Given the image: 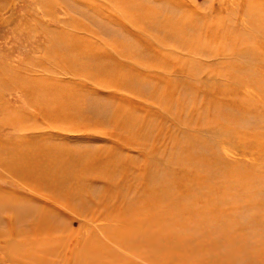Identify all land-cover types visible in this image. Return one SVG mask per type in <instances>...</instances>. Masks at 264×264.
Instances as JSON below:
<instances>
[{
	"label": "rangeland",
	"instance_id": "rangeland-1",
	"mask_svg": "<svg viewBox=\"0 0 264 264\" xmlns=\"http://www.w3.org/2000/svg\"><path fill=\"white\" fill-rule=\"evenodd\" d=\"M258 3L262 5L264 0H0V78L4 80L0 81V123L4 133L0 134V189H8L10 170L18 183L42 190L44 185L29 180L41 171L51 179L59 178L62 185H77L83 179L93 182V175L83 173L98 174L102 167L89 166L88 158L87 164L77 160L80 152L90 149L91 156H99L96 162L107 156L117 160L118 181L134 180L131 185L135 183L139 191L147 192V217L148 212L153 216L147 237L157 239L147 240V264H170L169 255L154 252V245L159 242L179 254L177 258L184 264H212V260L217 264H264V215L260 212L262 222L258 211L246 208L254 199L255 188L259 184L264 187V178L258 174L264 166V162L258 161L262 153L259 143L234 140L235 150L233 145H227L228 148L220 144V150L231 156L228 160L225 156L226 160L232 159L237 171L243 172L246 164L250 169L245 177L235 172L226 177L214 176L215 184L201 185L195 177L185 176L177 162L179 151L187 143L192 142L199 152H209L215 142L213 130L222 131L215 121L224 124L226 133L241 130V126L227 125L237 123L232 116L249 120L258 130L264 128V5L260 7ZM68 43L74 50L68 48ZM49 50L65 55L69 68L81 62L85 54L100 59L105 65L103 70L114 64L117 74L111 82L110 78L106 80L105 94L121 99L126 112L123 121L112 127L109 110H114L115 104L102 92H92L90 83L95 77L79 74L82 70L77 66V70L71 67L70 72L79 80L68 81L69 76L55 62L61 57L55 56L54 60ZM126 67L135 72H128ZM243 77L248 80L241 82ZM147 78H153L151 83ZM126 81L136 92L116 86ZM151 89L167 94L166 107L158 102L159 92L152 99ZM135 103L141 108H135ZM13 108L34 113H22L20 123V114L17 117L11 113ZM220 114L226 117L220 118ZM27 120L28 124L23 122ZM74 122L89 124L81 135L93 142L67 140L65 133L73 131L70 127ZM7 138L17 139L18 144L7 149ZM243 147L247 151L245 156ZM13 156L18 165H10L16 162ZM256 164L260 166L255 168ZM50 178L42 180L52 183ZM108 181L115 185L116 177ZM74 188L71 186L68 191V201L71 199L70 204L78 210L90 213L103 201L100 187L90 189L87 198H82L79 190L73 199ZM221 190L230 195L224 196ZM125 192H130L129 187H125ZM16 193L23 192L17 189ZM60 195L52 197L59 200ZM10 196L0 197V213L9 209ZM13 197L23 213L17 211L19 216H10L18 218L19 231L30 230L32 223H38L40 204L32 197L31 201ZM105 201L114 202V209L127 213L123 202ZM25 205L32 207L33 213L22 208ZM61 216L65 220L63 213L55 211L45 220L61 229L65 226L59 222ZM4 225L0 231L10 229ZM109 225L126 227L118 223ZM134 254L140 252L129 253L137 262ZM5 264L22 263L7 257Z\"/></svg>",
	"mask_w": 264,
	"mask_h": 264
},
{
	"label": "bare ground",
	"instance_id": "bare-ground-1",
	"mask_svg": "<svg viewBox=\"0 0 264 264\" xmlns=\"http://www.w3.org/2000/svg\"><path fill=\"white\" fill-rule=\"evenodd\" d=\"M260 5L261 4H259V6ZM262 5H264V4H262ZM66 45L71 50H74L70 43H68ZM130 47L132 49H135L134 45H132ZM50 50H52V49H50ZM50 50H49L48 54L51 58H54V60H56L55 56H57V58H58V56L61 57V59H59V61L56 60L55 62L59 67L64 69L66 75L69 76V79H67L68 81H72V83H73L74 81L79 80V78L77 76L74 77V72H70L71 67L74 68L75 70H77L80 67V70H82V72L79 74H81V75L84 74L87 76L95 77V81L93 83H90V88H91L92 92H94V93H101L102 92L104 94L103 96L106 95L107 97H109L108 99L111 100L113 104H115V105H113L114 110H109V112H110L109 116L112 118V119H110L111 121L110 120L109 121H110L112 127H114L116 124L121 123L123 121L122 118L126 117V112H125V110L121 104V99L117 96L110 95L109 93L105 94V93H107V89L105 87L108 85V83H105L106 80L108 78H110V82H111L113 80V78L116 77V74H117V69L114 67V64H110L108 70H103L102 68L105 65L103 64V62L100 59L95 58V57H94V59H92L90 56L85 54L84 57L82 58L81 62H79V63L76 62L73 66H71L69 68L67 66L70 65L69 64L70 62L66 63L67 62L66 59L64 61L65 55L64 56L61 54L58 55V53H56V52L52 53ZM263 55H264V53H263ZM121 57L125 58L126 60L130 59L129 55H127L125 57L123 54H121ZM90 58L92 60H90ZM77 61H79V60H77ZM92 65H95V69H97V70L99 69V71H97V70L94 71V67ZM77 66H79V67H77ZM237 66L238 65H234L235 68H238ZM88 68H91L93 71L87 70ZM256 68H257V66L255 65L252 68V70L254 71V69H256ZM100 69H102L103 71H100ZM245 69L246 68H244V70ZM126 70H128V72L130 71L131 73L135 72L134 69H130L129 67H126ZM45 71H46V69H45ZM259 71L260 70H258L256 73H258ZM97 72H100V73H97ZM128 72L126 71V76H129L130 73H128ZM11 74H15V72H13ZM16 74H17V72H16ZM249 77H251V76H249ZM101 78L104 79L103 82L96 81V80H100ZM245 78L243 77L241 82L248 80ZM152 79L153 78H147V82L151 83ZM0 81L4 82L3 77L0 78ZM30 81H31V78L29 77V83H30ZM253 81H255V80H253ZM256 83L258 84V82H256ZM247 84H249V83H247ZM116 86L120 89L130 90L132 92H136L132 88L131 84L128 81H126L124 83V85H116ZM155 86L156 85L153 84L152 88H155ZM87 88H89V87H87ZM243 90L241 89V91H243ZM156 92H159L161 95V98L158 102L163 107H166L168 104L167 94L160 89H159V91H153L151 89L152 99L154 97V94H156ZM242 93H241V95H242ZM77 94H79V93L77 92ZM233 94H234V92H233ZM181 98H182V96H179V101H181ZM76 99H77V97H76ZM256 99H257V97H256ZM71 101H72V99H71ZM257 102H259V101H257ZM259 105H258V107H259ZM134 106H135V108H141V105L138 103H135ZM8 108H10V107H8ZM8 108H6L7 111H9ZM13 109L14 110L11 111L12 114H16L17 117H18V114H20L19 115L20 118L18 117L20 123H21V117L25 113H34L33 110L27 112L25 110H22V111L19 110L18 111V110H15V108H13ZM20 109H21V107H20ZM4 112L6 113L5 109H4ZM22 113H24V114H22ZM219 117L224 118V117H226V115L220 114ZM247 117L248 116H246V118ZM13 118L14 117H12V119ZM29 118H30V116H29ZM75 118H77V117H75ZM12 119H8V120L10 121ZM232 119L235 120L237 123H235V125H229V124H227V125L229 127H233V128L241 126L240 127L241 130L229 131L226 133V129H225L224 124L220 121H215L216 125L222 128V131L218 132L217 130H213L212 136L215 138V142H214V144L210 145L209 152H206V151L199 152L193 146L192 142L189 144L187 143L186 148L184 150L181 149L179 151L178 156H177V162L181 165L182 173L185 176L195 177L196 180L201 185L204 183L215 184L214 176L226 177L230 172H235L237 175L245 177L247 174V171L250 169V165L246 164L244 171L239 172V171H237L235 165H233L232 159H231V162L227 161L229 158V156H227V154H229V153L220 150V144H223L225 146L233 145L234 140H239L245 144L251 143L252 140H256V142L259 143V145H260V149L262 150L261 155L258 157V161L264 162V137H263L264 136V128L258 130V128H255L249 122V120H246L245 118H237L235 116H232ZM239 119L241 120L240 123L238 122ZM56 120L57 119L54 120L55 123H56ZM70 121H71V119H70ZM75 121H77V120H75ZM15 122H16V120L14 121V123ZM23 122L24 123L27 122V124H28V120L23 121ZM3 123L4 122H2V124ZM43 123H44V121H43ZM59 123H61V122H59ZM64 123H65V121H64ZM92 123H94V122H91V124ZM86 124L87 123L83 124L80 122L72 123L71 124L72 126L70 128H72L73 131L71 130L72 132L69 131L70 133H65L67 140H69L70 143L72 141H75V142H83V141L93 142V140L88 139V138H84L83 135H81L82 133H86L87 130H85V128L89 127V124L88 125H86ZM64 125H66V124H64ZM95 125H97V124H95ZM36 127H37V125H36ZM46 127L48 129L51 128V127H49V125H47ZM67 127L69 128V125ZM22 128H24V127H22ZM62 129L63 128L61 127V130ZM66 129H65V132H66ZM39 130H41V129H39ZM10 131H12V130H10ZM47 132H48V130H47ZM67 132H68V129H67ZM1 133L2 132H1V123H0V134ZM97 133H100V132H97ZM2 134H4V133H2ZM42 135H44V134H42ZM19 136H20V134H19ZM218 138H220V139L218 140V142L216 144V141ZM7 139H8V142L6 141L8 144V145L6 144L7 149H11L13 146L18 144L17 139L16 140H11L9 138H7ZM19 140H21V139H19ZM29 140H30V138H29ZM3 144H4V142H3ZM67 144H68V142H67ZM56 146H60V145H56ZM180 147H181V145H180ZM233 149L235 150L234 145H233ZM241 150L244 151V152H242V154L244 153V156H245L247 151L244 149V147ZM239 152H241V151H239ZM225 156H226L227 160H226ZM13 158L15 159L16 162L12 161V162H10V165H16V164L18 165L17 158L15 156H13ZM86 158L91 160L90 164L88 163L89 166L97 165L98 167L101 166L103 169V170H100L102 172H99L98 174H96L94 172L89 173V174L83 173L84 176L93 175V178H95L96 182L95 181H93V182L87 181V183H86V180L83 179L77 185H71V184L70 185H62V184H60L61 182H58L59 178L53 177L51 179L49 176H47L44 173V171H41L39 174H38V172H36L34 175H36V174H38V175L36 177L34 176V178L31 177L29 180L31 181L30 183H33V184L35 183L37 185H44L45 188H44V190H42L40 188H37V187L35 188V187L29 186L27 184L24 186V185L18 183L19 181L17 182V179H15L16 174H14V172H12L11 170L9 171V172H11V176H10V182H9L8 189L7 190L6 189L5 190L0 189V194H2V196H0V197H3L5 194H8V196L12 195L9 197V200L7 203L9 206L8 207L9 209L5 213L3 211L0 213V217L4 213L3 218L0 219L1 225H3V223H4L5 225L7 224L10 227L9 230L0 231V264H5L7 257H10L14 260H17L18 262H20L22 264H147V240H149V239L150 240H157L156 237H147V234H148L147 230H149L151 228L152 222H153V216L150 212H148L149 214L147 217V192L139 191V189L136 187L135 183L131 185V183H133L134 180L131 182H126V183L118 181V172L116 171L117 160H114L113 157L107 156L104 161L96 162L97 159L99 158V156L97 158L94 156H91V150L89 149V150H86L84 152H80L77 160H80L83 163L87 164V162L85 161ZM230 158H231V156H230ZM246 158L247 157H245L244 159H246ZM62 159H63V161H66L67 157L62 158ZM69 159H71V158L69 157ZM97 166H96V168H97ZM199 166H200V169H199ZM258 166H260V164H258V165L256 164L255 168ZM263 168H264V166L258 170V174L261 175L262 178H264ZM51 174L53 176L54 172H52ZM31 175H33V174H31ZM54 176H56V175H54ZM46 177L50 178L52 183H49L47 181L42 180V178H44L45 180H48V178H46ZM111 177L112 178L116 177L115 185H109L110 181H108V178H111ZM96 178H101V179H96ZM38 179H40L41 181ZM53 179H54V182H53ZM77 180H78V178H77ZM79 180H81V179H79ZM99 180H101V182H98ZM71 186L75 187L73 199L77 196V194L79 193L78 192L79 190L82 192V193H80L82 198L83 197L87 198V196L90 195V189L93 190L95 188L100 187L99 193H100L101 199L103 201H101L95 207V209L90 211V213H87L84 210L83 211L78 210L70 204L71 199H70V201H68V198H69L68 191L70 190ZM125 187H129V191H130L129 193L125 192ZM221 188L222 187H220V189ZM17 189L21 190L23 193H16ZM99 190H97V191H99ZM232 191H235V190L233 189ZM221 192H223L224 196L230 195V193L227 190H221ZM59 194H62V195L59 196V198H58L59 200H56L55 197H56V195H59ZM14 195L18 196L19 198L25 197L26 199H28L30 201L32 199H34L35 202L40 204V206L37 205L38 209H40V211H39L40 214H38L39 215L38 216V223H37V225L35 223H32L30 230L29 229H23V230L19 231V228H17L18 224L16 225V219H18V218L16 216H14V218H12L10 216L11 214L12 215L18 214L17 211L19 212V210L17 208L20 205L19 204L15 205L14 197H13ZM52 195H55V197L53 198ZM31 197H32V199H31ZM105 199L115 200L118 204L123 202V204L125 205L124 207H126V209H127V213L121 212L119 209H114V207H113L115 205L114 202H107V201H105ZM0 202H2V200H0ZM3 203L5 205V202H3ZM79 203H82V202H78V204ZM249 203L250 204L246 205V208L248 210L258 211L259 213L261 212L264 215V211H263V209H264V187L262 186V184H259L255 188L254 199L252 201H250ZM24 204H22V205H24ZM26 207L27 206L25 205L22 208L26 209ZM29 207H27V211L29 210L28 213H30V212L33 213V211L31 210L32 207L30 209H28ZM33 210H34V207H33ZM24 211H26V210H24ZM55 211H56V213H59L60 215H61V213H63L65 215L66 221L63 219L62 216H61L62 218H60V220H59V222L62 221V223L65 225L61 229H59L60 227H56V224H54L53 222L45 220V219H47L48 216L55 213ZM20 212L23 213V211H21V210H20ZM22 213H21V216H22ZM238 214L240 216H242V214H240V212ZM19 215L20 214H18V216ZM33 215H35V213L32 214V216ZM165 215H166V213L164 214L163 219H164ZM263 215H262V222H263ZM24 220H25V218H24ZM28 220L29 219H27L26 222H28ZM34 220H36V219L34 218ZM19 221H21V218ZM17 223H19V222H17ZM111 223H118V224L124 225L126 227L125 228H119L115 225H109ZM147 223L150 226L149 228H147ZM1 225H0V227H1ZM132 250L140 252V254H134V258L137 259V262H135L131 257H129V253ZM154 252L160 256L169 255L170 264H184L179 258H177L179 254H175L174 251L163 247L160 242L157 243L156 245H154ZM79 261L81 263H78ZM212 264H217V261L212 260Z\"/></svg>",
	"mask_w": 264,
	"mask_h": 264
}]
</instances>
